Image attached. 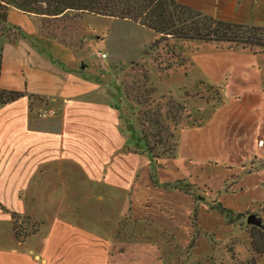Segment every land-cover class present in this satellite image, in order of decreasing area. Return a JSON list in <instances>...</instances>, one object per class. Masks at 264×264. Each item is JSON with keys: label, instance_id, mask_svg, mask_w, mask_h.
I'll return each instance as SVG.
<instances>
[{"label": "crops", "instance_id": "0c3cea01", "mask_svg": "<svg viewBox=\"0 0 264 264\" xmlns=\"http://www.w3.org/2000/svg\"><path fill=\"white\" fill-rule=\"evenodd\" d=\"M178 1L219 20L264 27V0ZM121 22L149 32L142 56L155 33L131 20ZM46 37L38 24L36 34L21 33L15 43L5 41L1 86L43 100L32 103L24 96L0 107V203L41 225L36 234L19 240L10 212L0 206V264H118L127 254L123 240H137L143 229L128 223L121 232L98 219L99 224L92 225L83 220L98 201L112 204L120 215L133 213L131 188L138 181L144 150L131 138L134 112L129 115L116 101L91 93L98 86L82 70V59L49 50L41 41ZM63 44L76 48L70 41ZM200 44L175 40L185 66L157 84L160 94L187 102L189 119L176 131L192 150L185 160L190 167L212 162L230 169L264 165L263 59L247 49ZM98 52H106L114 65H123L115 45L114 55L111 50ZM189 80L218 92L189 94ZM206 105L211 109L202 113ZM186 177L182 173L164 185ZM165 189L193 205V193ZM121 200L128 204L123 211L118 207ZM140 252L143 261L151 254Z\"/></svg>", "mask_w": 264, "mask_h": 264}, {"label": "rangeland", "instance_id": "374dc122", "mask_svg": "<svg viewBox=\"0 0 264 264\" xmlns=\"http://www.w3.org/2000/svg\"><path fill=\"white\" fill-rule=\"evenodd\" d=\"M7 24L9 29L3 34L0 32L2 62L7 51L4 50L5 41L17 40L21 33L36 34L39 24L42 33L49 37L41 38L49 50H60L68 59L76 56L82 59V70L98 86V90L91 93H99L96 97L99 95V98L116 101L129 115L134 112V123L129 126L133 130L131 138L142 147L144 141L138 120L140 112L148 107L155 111L160 105L161 112L165 114L169 100L178 101L170 93H159L157 84L164 77L162 69L171 66L163 63L159 65L154 61V58L161 61L163 52L151 51L149 54L148 48L141 56L149 35L145 29L125 27L121 19L108 16L84 14L77 17L68 12L45 18L25 14L16 8L9 11ZM82 40L86 42L82 43ZM67 41L76 48L63 44ZM191 41L206 47L205 42ZM114 45L120 51L123 65H114V59L110 56L100 58L97 55L100 50H111L114 55ZM176 52V62L172 66L180 65L183 59L180 51ZM133 59H136V64L127 65ZM192 82L189 80L187 83L191 87L189 94L205 97L216 93L215 89L196 86ZM138 89L142 93L154 89L148 95L149 105L140 106L137 103L135 95ZM127 94L131 95L130 99ZM204 107L202 113L211 109L207 105ZM187 119L188 116L184 117L175 130V139L178 141L176 157H162L155 163L151 155L143 153L141 149L143 155L138 181L131 188L133 213L120 215L118 209L115 211L112 208V204L98 201L97 206L88 208L83 222L92 225L98 223L95 222L98 219L103 225L112 227L113 224L121 232L128 223L143 229L137 240H123L127 254L118 264H264V232L247 222L249 214L257 213L264 225V165L249 164L230 169L212 162L190 167L185 159L191 156L192 150L187 139L176 133ZM180 173L187 176L181 178L180 184L194 194L193 205L186 204L185 197L180 200L179 194L172 196L168 188L165 189L167 185L164 183L176 180L174 178L181 176ZM118 207L123 211L128 208V204L121 200ZM141 249L151 253L144 261Z\"/></svg>", "mask_w": 264, "mask_h": 264}, {"label": "trees", "instance_id": "16d2710c", "mask_svg": "<svg viewBox=\"0 0 264 264\" xmlns=\"http://www.w3.org/2000/svg\"><path fill=\"white\" fill-rule=\"evenodd\" d=\"M12 8L25 14L45 18L72 12L77 17L92 14L131 20L155 33L156 37L147 52L149 54L154 51L163 52L160 55L162 62L157 58H154V61L159 65L162 63L171 65L165 70L162 69L164 77L169 76L179 67L185 66V57L182 52H179L183 58L181 64L172 66L178 54L175 40L211 42L230 50L247 49L264 61V27L219 20L178 0H0V32L2 34L9 29L8 15ZM10 41L16 42L14 39ZM1 73L2 54L0 53V79ZM144 77L148 80L146 73ZM150 90L154 89H147L145 93L137 90L135 98L140 106L149 105ZM215 92L218 91L215 90ZM24 96H29L32 103L43 100L39 95L26 90L6 89L0 83V107ZM130 96L127 94L128 99L131 98ZM158 106L159 108L155 111H151L148 107L140 112L141 116L138 118L141 138L144 141L143 153H149L155 163H158L162 157H176L178 141L175 139V130L184 117L190 116L187 102L181 103L171 98L165 114L161 112L160 105ZM180 183L178 181L173 185H166L191 193L190 189L183 187ZM0 206L3 210L10 212L17 239L24 240L38 232L41 222L22 216L16 211H9L1 203ZM254 228L264 232V225L261 228L257 226Z\"/></svg>", "mask_w": 264, "mask_h": 264}, {"label": "water", "instance_id": "95a60500", "mask_svg": "<svg viewBox=\"0 0 264 264\" xmlns=\"http://www.w3.org/2000/svg\"><path fill=\"white\" fill-rule=\"evenodd\" d=\"M247 222H248V224H251V225H254V226H257V227H262L263 226V219L257 213L249 214L248 217H247Z\"/></svg>", "mask_w": 264, "mask_h": 264}, {"label": "built area", "instance_id": "2783aa9c", "mask_svg": "<svg viewBox=\"0 0 264 264\" xmlns=\"http://www.w3.org/2000/svg\"><path fill=\"white\" fill-rule=\"evenodd\" d=\"M97 55L100 58H107L108 57V54L106 52H99ZM47 114H48L47 112H42L41 113L42 116H47Z\"/></svg>", "mask_w": 264, "mask_h": 264}]
</instances>
